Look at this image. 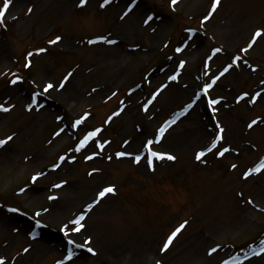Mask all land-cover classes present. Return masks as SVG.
<instances>
[{"label": "rangeland", "instance_id": "obj_1", "mask_svg": "<svg viewBox=\"0 0 264 264\" xmlns=\"http://www.w3.org/2000/svg\"><path fill=\"white\" fill-rule=\"evenodd\" d=\"M213 2L178 0L173 6L172 0H136L133 6L132 0H112L101 7L103 0L84 6L79 0H13L0 23V103L15 105L0 112V139L14 137L0 148V257L5 264L64 262L69 249L75 255L88 237L91 244L78 250L84 252L79 264H129L147 249L154 259L171 257L170 264H264V253L256 250L264 242V171L243 176L264 158V36L243 51L264 28V0H221L211 13ZM4 3L0 0V9ZM130 6L133 10L122 19ZM148 16L153 19L145 24ZM57 36L61 41L50 44ZM100 36L117 42L99 41ZM217 48L222 51L214 54ZM237 56L242 58L238 65ZM28 60L31 67H25ZM229 63L233 67L209 91L213 98H224L213 114L200 92ZM13 74L22 77L16 84ZM49 82L57 86L45 93ZM257 91L262 96L252 104ZM37 92L42 107L29 111L26 104ZM245 92L250 96L237 103ZM204 103L201 121L195 120ZM255 119L261 122L249 128ZM173 120L166 133L182 130L187 137L170 152L177 159L157 158L154 168L145 157L137 163L134 155L145 151L147 141L159 140V130ZM217 120L225 129L220 147L231 150L224 157L214 150L197 161L196 153L218 133ZM97 129L99 134L81 147V137ZM39 173L44 175L33 182ZM64 181L65 195L58 199L60 187L54 185ZM109 185L116 192L95 203ZM27 193L38 199L30 201ZM55 207L70 218L52 220ZM82 213L86 230L80 243L69 245L59 237L63 225L75 227L70 221ZM184 221L186 227L162 251ZM213 247L217 252L210 255ZM252 250V256L240 259Z\"/></svg>", "mask_w": 264, "mask_h": 264}, {"label": "snow or ice", "instance_id": "obj_2", "mask_svg": "<svg viewBox=\"0 0 264 264\" xmlns=\"http://www.w3.org/2000/svg\"><path fill=\"white\" fill-rule=\"evenodd\" d=\"M13 0H5V3L3 4V8L0 9V23H3L4 22V19H5V15L6 13L8 12V9H9V6L12 4ZM88 2V0H79V4L81 6H84L86 3ZM112 2V0H103V3L101 4V7H105L107 5H109L110 3ZM178 0H172V4L173 6H175L177 4ZM136 3V0H132V4L134 6V4ZM221 4V0H214L213 2V5H212V8H211V13H215L217 8L220 6ZM133 10V7L130 6L128 8L127 11L124 12L123 14V17H121L122 19L126 16H128V14ZM29 12L33 11L32 8H29L28 9ZM211 16H206L205 17V20H208L210 19ZM153 19L152 16H148L145 18L144 20V23L145 24H148L151 22V20ZM191 31V30H190ZM261 36H264V28L262 29H258L255 33H254V36H253V39L250 41V43L248 44V46L246 48L243 49V51L245 53H247L249 51L250 48L253 47V45L257 42V39L260 38ZM62 37L60 36H57L54 40H50L49 43L50 44H57L61 41ZM99 41H104V42H107V43H110V44H115L117 41L116 40H113V39H110L108 36H100L98 38ZM97 41H89V43H96ZM39 52H45L47 51V49H39L38 50ZM180 51H183L182 48H177V52H180ZM222 51V49L220 48H217L214 50V54L215 53H218ZM29 55H31V53H29ZM211 59V58H209ZM242 61V58L237 56L234 58V63L236 65H238L240 62ZM244 63H247V61H243ZM186 62L182 61L181 64H180V67L183 68L184 67V64ZM32 65V61L31 60H28V62L26 63L25 67H31ZM233 67V63H229L227 66H225L223 68L222 71H220L219 75L215 76L212 78V82L211 83H208L206 84L204 87H203V93L205 95H207L210 91V89L213 88V86L216 84V82L218 80H220L221 77H223L226 73L229 72V70ZM253 71H255V68H253ZM15 76V79H13L11 81L12 84H16L18 83V81H20L22 79V77L16 75V74H13ZM73 75V73H68V75L64 78V81L63 82H60L59 83V88L63 89L65 87V83L68 81V79ZM169 79H172V80H175L177 79V76H171L169 77ZM262 84H264V81L261 82ZM57 85H54L53 83L49 82L46 84V86L44 87V92L47 93L49 92L51 89H53L54 87H56ZM166 87V86H165ZM115 95V93L113 94ZM156 95H159V92L156 93ZM41 96V93L37 92V93H34L33 97H32V100H31V103H29L27 105V108L29 111H31L33 109V106H37V107H42V105L40 104V98ZM250 94L248 92H245L243 93L242 95H239L237 98H236V102L239 103L240 101H244L245 98L249 97ZM262 96V92L261 91H257L255 93L254 96H252L250 98V103L252 104H255L257 102V100L259 98H261ZM153 99H155V96H153ZM196 99L198 100L199 99V96L196 97ZM224 98L223 97H220V98H213L212 96L210 95H207V103L209 105V107L211 108V111L213 112V114H215L216 112L219 111V108H217L216 106L221 104V101L223 100ZM121 103H123L121 101ZM192 105H189L188 107H191ZM15 105H10V104H6V103H0V112H10L12 110V108H14ZM121 111H123V109H121ZM145 111H147V107H145ZM119 113H116V115H118ZM261 122L259 119H255V120H252L251 123L248 124V127L249 128H252L254 125H256L257 123ZM78 124L80 123H83V121H78L77 122ZM171 123H175V120H173ZM169 127L171 126L170 124L168 125ZM217 126H218V134L215 135V138L210 142V144L205 147V148H202L200 151H198L196 153V156H195V159L197 161H202L203 158L208 154V153H211L213 152L214 150L216 151V154L219 156V157H224L226 153H228L231 148L230 147H220V144H221V141H223L224 139V127L222 125H220L219 121L217 120ZM61 132L63 131V129L60 130ZM101 131V129H97L96 131L92 132V133H89L88 134V137L85 139L84 141V144L81 145V147L85 146L87 144V142L89 140H91L93 137L97 136L99 134V132ZM167 131V127H162L160 130H159V133H160V137L162 138L164 133ZM60 133H56V135H59ZM13 136L12 135H9L7 136L6 138L4 139H0V148L4 147L5 145H7L10 141L13 140ZM154 143H159V140H156V141H147L146 143V147L148 149V153L150 155V157H154V158H158L160 160H164L165 158L169 159V160H176L177 157L175 155H172L171 153H166V152H159V151H154L153 150V144ZM100 148L103 149L104 148V145L101 144L100 145ZM80 149L77 148V151H79ZM116 155L118 156H126V155H134L133 153H127V152H118ZM88 159H91L92 157H87ZM74 159V158H73ZM109 159H111V156H109ZM142 159L141 156L139 155H136L135 156V160L137 163L140 162V160ZM61 162H63L65 160V157H61L60 158ZM206 162V161H204ZM148 163L150 165H153V168H154V163H153V160L149 159L148 160ZM54 168H59L60 167V164H56L53 166ZM231 167L233 169H236L238 167V165L236 164H232ZM96 171V170H94ZM264 171V158H261L259 163L256 164L254 167H250L248 168L244 173H243V176L245 179H247L248 177L254 175V174H259L260 172ZM91 174V173H90ZM41 175H44V173H39L37 176H34L33 177V182H35L37 179H39V177ZM64 183H67V181H64L62 182L61 184H56L54 185L55 187L59 188V187H62ZM116 192V187L114 185H109L107 187H104L99 193H98V196H99V199H97L95 201V203H99L101 199H103L105 196H107L108 194L110 193H115ZM241 196H243V193L240 194ZM57 197H49V199H56ZM250 203H254L253 201H251V199L249 198V201ZM93 205H88V211L90 212L91 209H92ZM13 211H18L17 209H13ZM41 215V213L37 212L36 213V216L39 217ZM85 216H86V213H82L80 214L76 219H73L70 221V224L71 225H74L75 227L73 228H70L69 227V224H65L63 225V233L66 237H70L71 236V233L73 231L75 232H80L81 229H83L85 227V225L82 223V221L85 219ZM187 221H184V223L180 224L166 239V241L164 242L163 244V247H162V251H167L169 249V247L172 245L173 241L175 240V238L180 234V232L186 227L187 225ZM35 224L37 227H42L43 224L40 220H36L35 221ZM33 236L36 235V233H32ZM68 244L69 245H76V241L75 240H72L71 238H69L68 240ZM91 244V237H88L85 245H80V247H86L87 245H90ZM29 249L28 248H25L23 249L24 252H27ZM87 250L89 252H92L93 254H95V249L91 248V247H87ZM217 252V248L213 247L212 249H210V252L209 254H213V253H216ZM260 252L261 253H264V242H262V246L260 248ZM69 260L72 259V254H71V249H69V255L67 257ZM0 264H5V258L4 257H0ZM57 264H62V261H58ZM157 264H162V261H158ZM223 264H230V261L228 260H225L223 262Z\"/></svg>", "mask_w": 264, "mask_h": 264}, {"label": "bare ground", "instance_id": "obj_3", "mask_svg": "<svg viewBox=\"0 0 264 264\" xmlns=\"http://www.w3.org/2000/svg\"><path fill=\"white\" fill-rule=\"evenodd\" d=\"M13 6V4L9 7L8 10L11 9V7ZM9 12V11H8ZM7 12V13H8ZM197 104V103H196ZM204 104L198 105L199 110H196L198 113H196V116L198 114V118H195V120H200L201 121V117L204 115ZM218 106V105H217ZM197 107V105H195V108ZM197 122V121H195ZM178 123V121H177ZM176 123V125H177ZM198 123V122H197ZM199 126V124H197ZM198 128V127H197ZM170 133V132H169ZM166 133L162 138L159 139V143H158V151L159 152H166V153H170L173 149V147L178 146L186 137V135L183 133V131H177L174 132L172 134ZM139 137V136H138ZM136 137V138H138ZM131 144L135 143V138L133 140L130 141ZM58 193V199L61 197L62 194L65 195V191L64 188L60 187L57 191ZM27 199H29L30 201H35L38 199V196H35L33 193H27ZM53 211L50 215L52 216V220H56V221H60V222H65L67 221L70 216L66 214V212H64V210H62V208H58L55 207L53 208ZM27 223H29V221L25 222L24 224H22L23 226H25V224L27 225ZM86 229H81V231L79 233H71L73 235H71L70 237H66L64 235V233H60L59 237L61 240H63L65 242L66 239L69 240V238H71L72 240H75L76 242L80 243L81 242V235L82 233H84ZM202 240H199V242H201ZM77 244V243H76ZM74 247V246H73ZM77 248V252L76 254L72 256L71 260H67L62 262V264H75V263H81L84 260V252H78V250H80V247H76ZM146 250V249H145ZM152 251L148 250L147 251H143L142 253L136 255L133 259H132V263L129 264H157L158 261H162V264H170L172 258L169 256L167 258H164L160 255H158L157 259H154L152 256ZM106 264H116V262H114V260H109L108 262L105 261Z\"/></svg>", "mask_w": 264, "mask_h": 264}]
</instances>
